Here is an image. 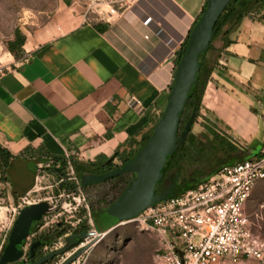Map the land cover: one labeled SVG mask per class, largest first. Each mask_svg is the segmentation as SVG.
I'll use <instances>...</instances> for the list:
<instances>
[{"label":"crops","instance_id":"1","mask_svg":"<svg viewBox=\"0 0 264 264\" xmlns=\"http://www.w3.org/2000/svg\"><path fill=\"white\" fill-rule=\"evenodd\" d=\"M206 1L132 0L112 15L109 6L104 16L61 6L27 37L23 59L0 73V144L15 156L4 184L6 206L33 191L37 155L94 162L136 145L164 108L175 52ZM229 37L223 48L217 36L207 52L215 67L201 111L209 114L205 124L234 142L237 135L213 103L227 91L237 104H252L251 77L241 71L253 63L252 52L264 55V23L244 17ZM253 103L264 111L260 100Z\"/></svg>","mask_w":264,"mask_h":264},{"label":"built area","instance_id":"2","mask_svg":"<svg viewBox=\"0 0 264 264\" xmlns=\"http://www.w3.org/2000/svg\"><path fill=\"white\" fill-rule=\"evenodd\" d=\"M130 1L113 0L117 7L111 5L108 13H117L119 6ZM65 158L67 179L76 187L68 191L63 189L58 196L45 198L51 205L50 211L36 222V230L27 236L25 246L28 247L30 239L39 231L57 225L65 227V232L45 244L43 252L56 250L65 244L67 236L79 233L76 230L85 221L89 226L84 231L91 232L92 237L56 256L50 260L51 264H61L80 246L95 238L96 241L86 251L68 263L85 264L88 251L95 243L117 225L128 223L141 230L155 232L158 264H264V237L255 232L245 211V203L256 180L264 179V142L255 157L222 166L205 180L146 207L134 218L121 221L108 231L95 228L79 178L70 157ZM30 194L21 197L13 206H6L0 201V250L19 210L41 201L30 198ZM56 208H59L58 211L52 215Z\"/></svg>","mask_w":264,"mask_h":264},{"label":"rangeland","instance_id":"3","mask_svg":"<svg viewBox=\"0 0 264 264\" xmlns=\"http://www.w3.org/2000/svg\"><path fill=\"white\" fill-rule=\"evenodd\" d=\"M112 1L0 0V73L24 57L16 58L7 49V43L14 37L15 29H20L27 39L31 33L42 27L61 6L104 16L109 6L117 7V4ZM250 55L254 61L247 69L241 71V75L251 77L253 92L250 93V100L252 104L249 105L248 100L243 101L247 102L244 106L237 104V100L232 99L227 91H220L213 103L222 110V115L230 122L231 131L237 135L233 143L241 149L249 148L264 140V111L262 105L253 103L258 99L264 104V55L257 56L255 52ZM200 112L196 122L192 124L195 131L200 129L203 120L206 121L205 116L209 115L204 110ZM219 131L222 132V129L219 128ZM130 174L127 173L121 183L126 179L130 180ZM121 183L112 189L110 187L106 189L107 187L99 183L81 188L98 231H106L116 225L117 216L105 208L109 205L108 203H112L120 195ZM71 184L73 183L67 179L65 168L61 173L41 168L30 198L45 200L46 197L58 196L63 189L71 190ZM3 192L4 183L0 182V201L6 204ZM58 209L56 208L51 214L56 213ZM245 211L253 223L255 232L264 237V179L256 180L251 195L245 203ZM84 225L88 229L89 225L86 221ZM48 228L50 227L45 229ZM61 228L65 230V227ZM85 264H158L157 235L153 231L141 230L132 223L119 224L91 247Z\"/></svg>","mask_w":264,"mask_h":264},{"label":"water","instance_id":"4","mask_svg":"<svg viewBox=\"0 0 264 264\" xmlns=\"http://www.w3.org/2000/svg\"><path fill=\"white\" fill-rule=\"evenodd\" d=\"M229 1H206L202 14L190 30L187 44L175 67L172 84L170 85L164 108L144 145L131 159L119 166L105 172L82 173L79 176V185L82 188L87 185L110 180L124 173L132 174L131 179L120 195L105 208L108 212L117 216L116 225L121 221L134 218L146 207L166 199L171 194L175 183L159 193H155L154 189L162 177L164 166L176 148L184 142L191 130L196 108L193 109L186 124L179 133L180 116L196 81L197 73L200 69V60L208 49L215 31V23ZM110 160L111 158L106 163L108 164ZM208 177L209 175L204 176L199 181L205 180ZM195 184L190 185V187ZM190 187L187 186L182 191ZM50 208L51 205L48 201L41 200L28 204L19 210L0 253V264H26L21 260L25 255L24 246L30 227L34 222L41 220L50 211ZM91 237L92 233L88 231L71 234L67 236L65 244L62 247L44 253L38 259H34L35 249L41 242H34L29 248L28 257L30 261L28 264H45L68 249L78 245L84 239ZM95 241L96 239L92 238L90 242L80 246L61 264L71 262L86 251Z\"/></svg>","mask_w":264,"mask_h":264},{"label":"trees","instance_id":"5","mask_svg":"<svg viewBox=\"0 0 264 264\" xmlns=\"http://www.w3.org/2000/svg\"><path fill=\"white\" fill-rule=\"evenodd\" d=\"M205 5L203 7V10L205 8ZM244 17H250L254 21L264 23V0H230L229 3L224 8L223 12L221 13L217 22L215 23V26H214L215 31L212 35L208 49L205 51L202 59L200 60V69L197 73L196 81L189 93L188 99L186 100L184 104L183 112L180 116L179 132L183 129L184 125L186 124L194 108H196L194 123L196 122L197 118L199 117L201 113L200 112L201 111V101H202V97L204 94V90H205L206 84L211 78V73L215 67V64H213L212 61H210L207 58V52L209 51L212 45V42L217 36L221 35L223 38L222 47L223 48L227 47L232 42V40L229 37L230 34H232L238 29ZM196 21L194 22V24L196 23ZM194 24L192 25V27L194 26ZM192 27L190 28V30L192 29ZM190 30L187 33L186 37L184 38L183 42L181 43L180 47L175 52L174 72H175V67L187 44ZM25 41H26V36L21 32L20 29L18 28L15 29L14 37L11 40H9L7 43L8 51L16 58L23 56L24 55L23 45ZM162 109L159 111V113L154 118L150 119L149 128L142 135L141 139L136 143V145L132 149L128 150L127 152L125 151L120 152L119 150L115 151L108 164L106 163V161L109 160L110 158L107 160H96L94 162H79V161H76L74 158L70 157V160L72 162L76 175L80 176L82 173L105 172L109 169H112L113 166L115 167L119 166L125 161L131 159L134 156V154L144 145L146 140L149 138L150 134L153 131L154 125L156 124L162 112ZM207 123L208 124H205L203 120L201 124L203 127V130H201L200 133L199 132L194 133L192 131V128H193L192 127L190 132L188 133V136H189L188 145L185 143L183 144L184 148L189 149V146H191L193 142H197V137L201 134L204 138V142H203V145L198 146V148L200 149V151L197 152V155L199 156V158H202L203 156H205L206 153L209 155L219 154L224 157V160L220 164L209 169L204 176L210 175L211 173L217 171L219 168H221L224 165L232 164L237 161H242L244 159H251L257 155V154L256 155L250 154V149L253 148L256 144L251 145V147L249 148L241 149L235 143H233V141L230 140L226 136V134H222V132L219 131L216 125H213L211 122H209V120H207ZM193 144L197 145V143H193ZM29 152L30 151L27 149L26 153H29ZM176 153L177 151L175 150L173 154L171 155L170 159ZM180 153H181V156L186 155L185 150L181 151ZM14 158L15 156L8 149H6L0 144V182L4 184L9 181L8 180V168H9L11 161ZM113 159H117V161L113 162ZM35 162H36V176L39 174L41 168H47L55 173H61L65 168L66 158L63 156L41 154L35 157ZM126 175L127 173H124L110 180L100 182L99 184H102L103 187H107L106 189H108V187L112 189L118 183L120 184ZM128 181L129 179H126L121 183L122 188L119 191L120 193L123 191ZM71 186L76 187V185L74 184H71ZM35 230H36V223L33 226L31 225L28 236ZM83 230H86V226L84 224H82L76 230V232H81ZM64 232H65L64 228H60L57 225L52 226L48 229L39 231L35 236H33L30 239L29 245L26 248V255L27 256L29 255L30 245L34 242L40 241L41 244L38 246L39 250L35 249V257L42 256L44 254L43 246L47 243H51L52 241L57 239L60 235H62ZM26 242H27V238H26ZM46 264H51V261L47 262Z\"/></svg>","mask_w":264,"mask_h":264},{"label":"flooded vegetation","instance_id":"6","mask_svg":"<svg viewBox=\"0 0 264 264\" xmlns=\"http://www.w3.org/2000/svg\"><path fill=\"white\" fill-rule=\"evenodd\" d=\"M188 138L189 136L187 134L184 142L176 148L177 153L174 154V156L171 159H169L167 164L164 166V169L162 170V177L155 186L154 189L155 193L161 192L162 190L171 186L173 183L175 184L172 187V191L170 195L177 193L181 191L183 188L197 183L202 177H204V175L207 173L209 169L220 164L224 160V157L219 154L209 155L207 153L202 158H199V156L197 155V152L200 151L198 146L203 145L204 142L203 136L200 134L197 137V142H193V143H197V145L192 143V145L189 146V149L183 147L184 143L188 145L189 143ZM184 150L186 151V155L181 156L180 152ZM114 167L115 166H113V168ZM35 223H33L32 226L35 225ZM59 227L61 228V226ZM79 233H73V234H79ZM36 250H39V247L36 248ZM39 257H34V259H38ZM21 261L28 264L30 259L25 254V256Z\"/></svg>","mask_w":264,"mask_h":264}]
</instances>
